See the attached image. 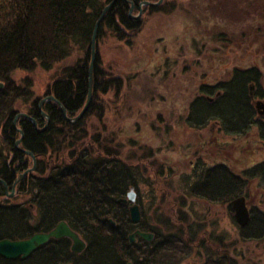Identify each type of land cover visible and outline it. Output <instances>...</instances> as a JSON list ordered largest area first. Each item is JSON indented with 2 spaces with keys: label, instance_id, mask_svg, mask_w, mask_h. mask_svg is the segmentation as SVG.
I'll use <instances>...</instances> for the list:
<instances>
[{
  "label": "trees",
  "instance_id": "16d2710c",
  "mask_svg": "<svg viewBox=\"0 0 264 264\" xmlns=\"http://www.w3.org/2000/svg\"><path fill=\"white\" fill-rule=\"evenodd\" d=\"M111 1L0 0V179L8 184L9 190L15 178L32 163L29 155L15 148L14 142L21 135L12 124L15 115L21 111L27 113L35 118L38 128L47 123L38 108L41 97L35 95L30 75L19 80L12 74L17 70L29 73L36 68L47 71L56 69L57 74L45 90L44 96L52 95L59 101L66 109L67 116L77 115L84 106L88 93L94 24L103 8ZM131 1L133 13L136 14L140 2L157 0ZM159 6L145 5L139 17L129 18V3L125 0H115L106 11L94 41L91 100L80 120L74 124L66 121L54 100H47L42 105L43 111L49 117L47 127L43 131L37 130L27 118H17L16 125L23 132L19 146L34 154L37 167L35 174H26L16 185L15 197H22L21 200L15 201L6 196L4 186L0 183V239H26L35 233L47 232L57 222L65 220L73 230L83 234L87 251L91 254L89 259L87 257L90 264L97 262L99 257L103 262L111 261L116 264L119 258L112 254L116 250L126 251L125 259L133 260V263L137 264L140 239L129 244L127 234L135 228H150L164 239L154 242L157 243L155 250L153 247L147 249L145 264H181L182 257L173 247L176 242L170 237L183 236L184 221L174 229L168 228L162 221V230L158 229L156 223H146L143 227L144 219L138 224H133L127 204L118 200L125 198L131 189L135 194H139V181L143 177V169L139 166L144 165L129 163L119 156L118 151L107 146L110 140L103 137L104 141H101L100 134H104H89L86 130L89 128L86 125L88 117L97 116L99 122L103 120V108L106 104L102 97L111 91L115 94L121 91L124 82L122 76L109 73L104 68L99 41L107 37V31L116 42L130 44V40L139 36L137 33L142 30L143 16L161 9ZM259 23L261 28L256 29L257 34L253 35L263 38L264 41V22ZM249 27L253 31L254 28ZM220 35L225 39L224 34L220 32ZM248 36L250 43L251 35ZM254 36L252 37L255 40ZM257 42L259 43L260 39H257ZM229 46L235 48L232 44ZM254 47L252 49L258 52ZM162 49L164 50V46ZM258 54L259 57H248L246 65L244 61L234 65L226 79L209 83L202 77L204 75L200 73L201 70L196 71L194 76L197 81L193 84L194 88L190 87L194 95L185 107L184 126L201 131L208 123L216 122L217 126L224 128L225 133L240 136L247 134L254 127L257 139L264 145V120L254 118L255 109L250 104L249 89V84H252L253 95L264 97V56ZM161 56L167 58L164 53L156 54L158 63ZM246 56L247 54H243L241 57ZM165 59L161 62H164L163 71L160 72L156 68L160 78L167 76L171 69L172 64ZM188 63L184 64V74L181 76L184 77L183 85H188L187 89L190 81H187L185 76L193 74L186 69ZM190 66L192 67L191 63ZM155 85L162 88L160 83ZM167 90L171 91L169 87ZM164 91L158 90L157 96L160 95L158 99L165 102ZM166 110L168 111V108ZM134 125V131L139 132L142 126ZM157 129L160 130L156 127ZM87 137L90 139L88 143L84 141ZM161 138L167 139V142L164 141L165 146H175L173 137L165 138L161 135ZM169 141L172 142L170 146ZM93 142L100 146L101 151L93 148ZM66 143L67 146H64ZM65 148L62 161L58 160V163L47 169L46 156L50 152H64ZM148 148L147 154L151 151L154 155L160 152L155 146H150V150ZM59 155L63 156L61 153ZM194 165L192 173L186 171L179 177L178 200L181 203H176L174 210L186 213L188 210L183 209L187 197L209 204H222L237 232L236 242L230 241L228 235H217L218 233L212 230L208 232L210 242L214 237V240L223 245L222 255L217 254L214 258L212 254L209 255L208 264H264L259 256L252 257L248 249L241 248V245L247 242H264V205L248 204L250 218L245 225H240L235 220L231 203L239 196H244L248 202L249 186L252 182L264 193V156L239 171L225 163L198 162ZM164 166L160 168L167 170L169 165L165 163ZM192 178L195 181H191ZM262 197L264 198V194ZM150 199L154 201L155 195L151 194ZM261 200L264 204V199ZM136 202L138 203V200ZM155 219L159 221L160 217ZM110 220L114 221V224ZM192 222L191 220L190 223H185L191 236L199 233L201 227L206 228L205 223H200L202 220L197 224ZM210 224L213 226V223ZM54 241L56 240L51 239L24 259H7L0 255V264H56L59 260V247L52 245ZM183 244V253L188 254L185 240ZM236 249H244V253ZM98 251L104 253L98 257Z\"/></svg>",
  "mask_w": 264,
  "mask_h": 264
},
{
  "label": "rangeland",
  "instance_id": "374dc122",
  "mask_svg": "<svg viewBox=\"0 0 264 264\" xmlns=\"http://www.w3.org/2000/svg\"><path fill=\"white\" fill-rule=\"evenodd\" d=\"M151 3L156 4L147 5H160L161 9L143 16L142 30L137 33L138 38L130 40V44L116 42L107 31V37L99 41L104 68L109 73L122 76L124 82L121 91L116 94L111 91L102 97L106 104L103 108V120L99 122L97 116L88 117L86 125L89 128L86 130L89 134H104H100L101 141H104L103 137L110 140L107 146L118 151L119 156L129 163L144 165L145 168L139 166L143 169V177L139 181V194H136V197L140 211L145 213L150 224L162 226L159 221H164L165 226L174 229L175 226L178 227L177 224L182 225V221L186 225L185 223H190L191 220L194 224L202 220L200 223H205L206 229L228 235L230 241L236 242V226L224 205L209 204L187 197L183 209L188 210L185 211L187 214L174 210L180 197L179 177L183 172L190 170L189 158L195 153L199 154L204 162L225 163L239 171L264 156V145L257 139L254 127L242 136L225 133L224 128L217 126L216 122L208 123L201 131H196L185 127L183 118L185 107L194 95L190 87L197 81L196 71L201 70L200 73L204 75L202 77L211 83L228 78L231 68L244 62L246 65L248 57H259L258 53L264 56L263 38L253 35L257 34L256 29L261 28L259 22H264V0H157ZM143 6L145 5H142L141 10L138 7L136 14L133 11L131 14L139 17ZM249 26L254 28L253 31ZM220 32L226 36L225 39L219 36ZM248 35H251L250 43ZM257 39H260L259 43ZM230 44L235 48L230 47ZM163 53L172 65L169 76L160 78L156 68L160 72L163 71L164 62H161L165 58L161 56L158 63L156 54ZM243 54L247 56L241 57ZM186 62H189L186 69L193 73L185 76L188 78L186 80L190 81L188 89V85H183L184 77L181 78ZM56 74V69L47 71L36 68L29 73L17 70L12 76L20 80L30 75L34 93L42 99L46 97L45 90ZM155 83H160L162 88L157 87ZM168 87L171 91L167 90ZM158 90H165L163 99L166 103L158 99ZM252 105L254 107V103ZM134 124L142 126L139 132L134 131ZM156 127L161 131L156 130ZM161 135L165 138L173 137L175 146H170V141V148L165 146L164 141L167 142V139L161 138ZM84 141L88 143L90 139L87 137ZM181 143H184V146ZM91 145H94L96 151H101L97 143L93 142ZM64 146H67V143ZM150 146L159 148V154L154 155L152 151L147 154V147L150 150ZM65 150L66 148L64 152L59 151L63 156L58 152H50L46 156L47 169L58 163V160L62 161ZM35 162L37 164V160ZM165 163L169 165L167 170L160 168L165 167ZM32 165L33 160L29 167ZM28 173L36 172L33 170ZM151 194L155 195L154 201L150 199ZM263 194L254 182L250 183L248 204L264 205L261 202V199H264ZM10 198L15 201L22 199L15 197V194ZM156 217H160V220H156ZM111 223L114 224V221ZM210 223H214L215 227L210 226ZM241 248L248 249L252 257L259 256L264 261V242H247L242 244ZM244 249L236 250L242 253ZM209 250L210 255L218 254L214 248ZM259 258L258 261L262 262Z\"/></svg>",
  "mask_w": 264,
  "mask_h": 264
},
{
  "label": "water",
  "instance_id": "95a60500",
  "mask_svg": "<svg viewBox=\"0 0 264 264\" xmlns=\"http://www.w3.org/2000/svg\"><path fill=\"white\" fill-rule=\"evenodd\" d=\"M114 1L115 0H112L109 4H107L103 8V10L101 11V14L99 15L98 19L96 20V22L94 24L93 34H92V39H91V43H92V45H91V61L89 64V71H88V93H87L86 102H85L84 106L82 107L81 111H79L76 116H73V117L67 116L66 109L52 95H48L39 101L38 107L40 109H41V105L43 102H45L47 100H54L59 105L60 110L63 114V117L65 118L66 121L73 124V123H76L78 120L81 119V117L85 113L87 107L89 106V103L91 100L92 69H93V62H94V57H95V43H94V41H95L96 32H97V29H98L100 22L103 19L104 14L106 13V11H108V9L110 8V6L112 5V3ZM125 1L128 2L130 5L128 16L130 18H137V15L131 14V11L133 8L132 1L131 0H125ZM159 1H161V0H159ZM156 3H151L149 1H142V2H140L138 7L141 10L142 5H147V4L155 5ZM1 86H2V83L0 82V88H1ZM250 95L253 96V93H250ZM260 102H261V100L256 101V103H255L256 107L260 106L259 105ZM41 115L47 119V123H48V121H49L48 115L42 110H41ZM18 117L27 118L34 125V127L38 128L37 127V121L35 120V118L31 117L30 115H28L26 113L19 112L15 116V118L13 119V122H12L13 127L21 134L20 137L18 139H16L14 142L15 148L17 150H20L21 152H24L25 154L29 155L31 157V159L33 160V165L31 168L28 167L27 169H25L24 172H22L21 174H19L15 178V180L13 182V186L11 187L12 188L11 192H8V186L6 185V183L2 179H0V182L4 184L6 195L9 197L14 195L16 183L18 181H20L21 179H23L28 172L35 170L37 167V164L35 162L36 157L30 151L22 149L19 146V143L23 137V132L16 125V120ZM47 123L44 127L38 128L37 130L43 131L47 127ZM135 196H136V194H135L134 190L131 189L127 193L125 198L118 200V202H120V203H127V202L129 203L128 212H129V217H130V220L132 223L139 222V220L141 218L140 207H139L138 203L136 202ZM231 203H232V208L234 210V217H235L236 222L240 225H245L250 218V213H249L248 206L246 204L245 197L244 196L236 197L232 200ZM136 236H139L146 241H150L153 238V235L151 233H146V232H142L140 230H136L133 233L129 234V236H128V240H129L130 244L135 241ZM60 237H69L72 240V247L71 248L73 251H81L84 248V243L81 239H79L76 232L73 231L65 221H60L49 232H38V233H35L26 239H19V240H11L9 238L0 239V255L4 258H7V259H16L19 257L24 259L27 256H29L33 251H35L39 246H41L42 244L47 242L49 239L60 238ZM127 264H130V263H127Z\"/></svg>",
  "mask_w": 264,
  "mask_h": 264
},
{
  "label": "flooded vegetation",
  "instance_id": "af4514ba",
  "mask_svg": "<svg viewBox=\"0 0 264 264\" xmlns=\"http://www.w3.org/2000/svg\"><path fill=\"white\" fill-rule=\"evenodd\" d=\"M252 86H253L252 84H249L250 93H253V90H254V88H252ZM259 100L264 102V97H259V96L253 95V96H251L250 104L254 103V107H256L255 103H256V101H259ZM261 110H262V108H261ZM256 112H257L256 118H259V119L264 118V112H261L260 115H258L257 109H256ZM189 160H190V170H188L187 172H191V173L195 168L194 164H197L198 162H201L202 164L207 163V162H204V159L202 157L200 158L199 154H196V153L193 154V157L191 156V159L189 158ZM214 161H215V159H214ZM212 164H214V163H212ZM192 180L195 181L194 178H192L191 181ZM137 200H138V198H137ZM126 204L128 207L129 203L127 202ZM141 219H144L143 227H145L146 223H149V221H148V218H146L145 213L142 212V210H141L140 220ZM140 220H139V222H140ZM61 221H63V220H61ZM139 222L133 223V224H138ZM57 223H59V222H57ZM57 223L55 224V226L57 225ZM160 224H162V223L160 222ZM55 226H53L51 229H53ZM206 228L201 227V229L199 230V233H197L194 236H191L190 231L187 230V225H184L183 226V236L175 235V236H173V238L170 237V239L172 241L176 242V244H174L175 246H173V245L172 246L178 251V253H179L178 255L182 257V258H180V259H182L181 264H208V262H209L208 257L210 255L209 249H212V248L217 250L218 256L222 255V252H220V251H222V249H219V247L214 246V244L212 242H210V237L208 235V232L210 231V229H206ZM158 229L162 230L161 226H158ZM136 230H140V231L146 232V233H151L153 235V238L150 241H146L139 236H136V238H135V241L140 239V243L138 244L139 254L137 256V264H145L146 263V256H147V254H146L147 249L151 248V247H153V249H154L157 246V243H154V242L156 240H157V242H160L164 238L159 233L153 231L150 228H147V229L146 228L145 229L135 228L133 231H131L127 234V239H128L129 234L133 233ZM49 231H47V232H49ZM217 233H218L217 235H220L219 232H217ZM51 239L56 240L53 242L52 245H54V247H59V260L56 264H90L88 259H89L91 254H89V252L87 251V248H86L87 242L85 241V238H84L85 246L79 252L72 250V248H71L72 247V240L69 237H60V238H51ZM51 239H49L48 241H50ZM183 240H185L187 243V246L185 248L187 249L188 254L183 253V248H184ZM48 241L42 245L44 246L45 244L48 243ZM135 241L133 243H135ZM128 242H129V240H128ZM133 243H131V244H133ZM41 246H39L37 249H39ZM121 246H123V245H121ZM116 247H117V245H116ZM154 252L159 253V251H157V252L154 251ZM101 253H104V252L98 251V257L100 256ZM112 254L116 258H119L118 262L116 264H127V263L134 264L133 260L131 261V260H128L127 258H126L127 260L125 259V256L127 254L126 251L116 250L114 253L112 252ZM183 256H185V258H183ZM87 257H88V259H87ZM212 257L214 258L215 255H212ZM96 261L97 262H95L94 264H113L111 261L103 262L100 257ZM114 264H115V262H114Z\"/></svg>",
  "mask_w": 264,
  "mask_h": 264
},
{
  "label": "bare ground",
  "instance_id": "6f19581e",
  "mask_svg": "<svg viewBox=\"0 0 264 264\" xmlns=\"http://www.w3.org/2000/svg\"><path fill=\"white\" fill-rule=\"evenodd\" d=\"M129 9H130V5H129ZM129 9H128V15H129ZM132 11H133V8H132ZM131 11V12H132ZM134 15V14H133ZM129 17V16H128ZM130 18V17H129ZM2 87V86H1ZM252 88H254V86H252ZM209 97V96H208ZM210 98V97H209ZM41 100V99H40ZM262 102V101H261ZM260 102V107H254V109H255V113H257L256 112V109L258 110V115H260V113L261 112H264V102H262L261 103ZM44 103V102H43ZM43 103H42V105H43ZM39 104V103H38ZM42 105H41V109L39 108V110L41 111H43V109H42ZM253 106V105H252ZM261 108H262V110H261ZM18 114V113H17ZM16 114V115H17ZM15 115V116H16ZM178 140H181V139H178ZM183 146H184V143H181ZM31 152V151H30ZM32 153V152H31ZM33 154V153H32ZM34 155V154H33ZM200 158H201V156H200ZM1 183V182H0ZM3 184V183H2ZM6 185L8 186V184L6 183ZM3 186H4V184H3ZM13 186V183L11 184V187ZM10 189H12V188H10ZM4 190H5V187H4ZM8 192H11V190H9V187H8ZM5 194H6V191H5ZM14 194H15V196H16V194H17V190H16V186H15V190H14ZM7 196V195H6ZM9 197V196H8ZM246 200V199H245ZM181 203V201H177V204H180ZM246 204H247V206H248V202L246 201ZM233 209V208H232ZM234 211V210H233ZM63 221H65V220H63ZM66 222V221H65ZM67 223V222H66ZM193 223V222H192ZM68 224V223H67ZM68 226H69V224H68ZM70 227V226H69ZM213 227H215V224L213 223ZM71 228V227H70ZM215 229V228H214ZM74 231V230H73ZM76 232V231H75ZM76 234H77V236L79 237V239H81L82 241H83V243H84V246H85V242H84V236H83V234L82 233H79V232H76ZM131 234V233H130ZM212 243L214 244V246H216V247H219V249H222L223 248V245L222 244H220L219 242H217L216 240H214V237H213V241H212ZM79 252V251H78ZM255 257V256H254Z\"/></svg>",
  "mask_w": 264,
  "mask_h": 264
}]
</instances>
